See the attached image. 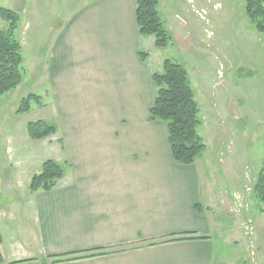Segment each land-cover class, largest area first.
I'll return each mask as SVG.
<instances>
[{
    "label": "crops",
    "instance_id": "1",
    "mask_svg": "<svg viewBox=\"0 0 264 264\" xmlns=\"http://www.w3.org/2000/svg\"><path fill=\"white\" fill-rule=\"evenodd\" d=\"M28 2L4 0L22 16L23 64L28 49L31 66L38 68L33 74L40 71L47 80L58 127L53 135L66 168L54 188L32 191L16 201L20 209L11 208L6 219L27 216L21 224L27 235L6 242L0 230L3 264L216 263L215 235L231 243L242 233H231L233 227L215 213L221 205L235 207L237 195L250 198V187L223 191L216 203L208 179L203 192L204 155L193 164L178 163L165 122L149 119L156 68L143 49L135 0H85L58 28L55 21L45 28L30 17ZM175 235L186 238L170 240ZM93 250L105 253L51 258Z\"/></svg>",
    "mask_w": 264,
    "mask_h": 264
},
{
    "label": "rangeland",
    "instance_id": "2",
    "mask_svg": "<svg viewBox=\"0 0 264 264\" xmlns=\"http://www.w3.org/2000/svg\"><path fill=\"white\" fill-rule=\"evenodd\" d=\"M28 1L30 17L41 20L45 28L55 21L58 28L85 0ZM5 5L0 0V6ZM159 9L173 42L159 48L155 37L146 35L143 49L151 53L155 72L163 70L165 58L188 69L201 109L199 132L207 145L201 155L203 192L208 179L218 203L223 191L230 194L235 187H252L264 160V34L255 29L241 0H159ZM39 41L46 44V35ZM23 65L27 70L23 82L0 97V230H4L6 242L10 237L24 239L27 235L21 225L27 216L17 213L15 222L6 216L12 213V207L20 209L16 201L31 194V177L40 172L47 159L65 163L57 134L45 140L32 139L28 134L30 121L56 123L57 118L51 97L46 95L47 80L39 77L40 71L33 74L38 68L31 66L28 49ZM29 93L43 95V103L33 101L30 110L17 114L16 109ZM241 203V207L221 205L215 210V217L224 226L233 227L231 233L242 236L228 243L215 235L214 264H264V212L251 196ZM4 248L3 244V252Z\"/></svg>",
    "mask_w": 264,
    "mask_h": 264
},
{
    "label": "trees",
    "instance_id": "3",
    "mask_svg": "<svg viewBox=\"0 0 264 264\" xmlns=\"http://www.w3.org/2000/svg\"><path fill=\"white\" fill-rule=\"evenodd\" d=\"M244 10L259 33L264 34V0H241ZM136 20L141 35H153L155 45L164 48L173 42V36L159 9V0H135ZM0 18L5 24L0 26V97L17 88L24 79L26 69L23 65V46L18 37L22 16L17 10L0 6ZM146 59L148 53H142ZM155 94L149 110L150 120H162L166 124L168 140L174 159L180 164H193L207 149L203 136L199 132L202 124L201 109L191 84L186 66L172 59L165 58L163 70L152 74ZM33 101L43 103V95L29 93L16 109V113L27 112ZM57 124L46 120L30 121L28 134L32 139H44L57 132ZM66 164L54 159L42 163L40 172L31 177L30 189L51 190L57 180L65 174ZM254 198L264 212V160L257 174L252 190ZM1 205V203H0ZM197 211L204 207L196 204ZM186 238L173 236L170 240ZM3 237L0 233V264L5 261L2 251ZM105 253V251H87L52 256L53 262H61ZM29 259L13 261L10 264H22Z\"/></svg>",
    "mask_w": 264,
    "mask_h": 264
}]
</instances>
